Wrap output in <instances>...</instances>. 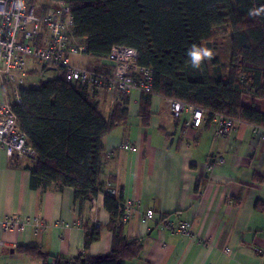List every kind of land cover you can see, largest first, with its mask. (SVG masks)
<instances>
[{
    "label": "crops",
    "instance_id": "crops-1",
    "mask_svg": "<svg viewBox=\"0 0 264 264\" xmlns=\"http://www.w3.org/2000/svg\"><path fill=\"white\" fill-rule=\"evenodd\" d=\"M84 55L74 58V64L113 70L108 59L86 60ZM37 74V68L29 69L30 85L42 81ZM0 93L6 96L5 89ZM142 97L135 89L124 105L116 91L98 89L96 96L108 121L121 105L113 129L103 138L101 180L134 206L124 231L127 238H141L143 250L132 264H264V130L238 121L228 134L219 135L222 117L212 122L204 118L200 127L186 126L189 113L176 118L168 99L156 94L145 125ZM34 164L27 158L12 160L0 145V218L28 221L22 229L0 235V264H44L16 251L18 246H39L50 255L47 264H55L58 256L75 258L84 252L91 227H100L101 235L86 254L110 253L113 232L106 194L80 201L71 187L33 188ZM148 209L156 212L154 220L144 219ZM35 218L44 230L35 226ZM163 220L189 221L193 234L163 229Z\"/></svg>",
    "mask_w": 264,
    "mask_h": 264
},
{
    "label": "trees",
    "instance_id": "trees-1",
    "mask_svg": "<svg viewBox=\"0 0 264 264\" xmlns=\"http://www.w3.org/2000/svg\"><path fill=\"white\" fill-rule=\"evenodd\" d=\"M53 2L70 7V34L74 43L85 47V55L108 59L114 46H126L138 52V65L152 70V92H142L145 125H149L151 97L156 94L204 109L208 122L216 117L232 118L264 130V11L249 14L264 8V0H49L45 6ZM222 27L231 32L227 74L212 44L215 31ZM193 44L214 53L199 69L191 66L187 55ZM97 91L68 83L60 74L21 87L20 102L10 100L18 127L35 151L33 188L71 187L80 201L106 194L104 205L113 232L110 253L86 254L101 235L100 227H91L86 229L84 252L75 258L58 256L55 264H132L143 250L141 238L125 235L123 197L107 194V183L101 180L103 138L113 129L121 105L106 120ZM122 98L127 104L128 96ZM121 111L126 114V109ZM16 251L44 264L50 258L39 246H18Z\"/></svg>",
    "mask_w": 264,
    "mask_h": 264
},
{
    "label": "built area",
    "instance_id": "built-area-1",
    "mask_svg": "<svg viewBox=\"0 0 264 264\" xmlns=\"http://www.w3.org/2000/svg\"><path fill=\"white\" fill-rule=\"evenodd\" d=\"M45 0H0V90L5 82L11 84L13 100L20 102L19 90L30 84L27 59L55 67L65 75L68 83H80L97 89L116 91L121 96H128L137 89L152 92L153 72L150 68L138 65V52L126 46H114L108 57L113 70L101 73L94 68L81 67L72 62L73 56L85 51L83 45L74 43L70 34L73 15L64 2H53L45 6ZM172 114L181 119L189 113L186 126L200 127L205 118V110L176 99H168ZM238 121L222 118L219 135L228 134ZM0 145L12 160L35 159V151L28 144L26 134L18 127L17 115L8 97L0 93ZM128 150L135 147L125 145ZM224 160L220 158L218 163ZM213 167V166H211ZM106 193L118 197V191L111 183L107 184ZM122 221H129L134 212L130 201H124ZM157 214L148 209L145 220H154ZM36 227L45 229V225L34 219ZM162 228L172 233L186 236L193 234V225L189 221L174 223L162 221ZM28 221L19 216L0 218V235L4 232L22 229ZM4 246L0 240V246Z\"/></svg>",
    "mask_w": 264,
    "mask_h": 264
},
{
    "label": "rangeland",
    "instance_id": "rangeland-1",
    "mask_svg": "<svg viewBox=\"0 0 264 264\" xmlns=\"http://www.w3.org/2000/svg\"><path fill=\"white\" fill-rule=\"evenodd\" d=\"M213 47L216 51L217 56L219 57V60L222 63L223 72L225 74L228 73V69L230 66L231 58H232V45H231V32L230 29L227 27L219 28L215 31L213 39H212ZM74 58H78V56H73L72 62L74 63ZM83 58L88 60L89 56L84 55ZM27 66L30 69L31 67H35L38 69L37 78L45 81L48 79L56 78L60 75V72L55 67H47L45 69L44 65L38 63L37 61L28 58L27 59ZM45 70V71H43ZM6 83V82H5ZM7 88L4 85V88L1 86V89H5V94L8 97L9 100L13 98V89L11 84H7ZM245 103H249L250 101L247 99H244Z\"/></svg>",
    "mask_w": 264,
    "mask_h": 264
},
{
    "label": "clouds",
    "instance_id": "clouds-1",
    "mask_svg": "<svg viewBox=\"0 0 264 264\" xmlns=\"http://www.w3.org/2000/svg\"><path fill=\"white\" fill-rule=\"evenodd\" d=\"M261 11H264V8L251 11L249 14L258 15ZM187 55L190 58L191 66L194 69H199L203 61L213 58L214 53L207 47L197 46L193 44L192 47L188 50Z\"/></svg>",
    "mask_w": 264,
    "mask_h": 264
}]
</instances>
